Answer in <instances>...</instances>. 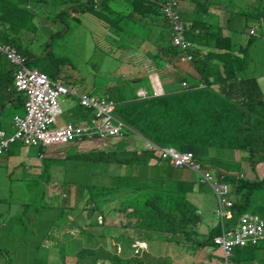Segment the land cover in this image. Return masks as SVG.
Masks as SVG:
<instances>
[{
  "label": "trees",
  "instance_id": "16d2710c",
  "mask_svg": "<svg viewBox=\"0 0 264 264\" xmlns=\"http://www.w3.org/2000/svg\"><path fill=\"white\" fill-rule=\"evenodd\" d=\"M25 1L27 3L26 8H30L28 3L30 0ZM52 1L61 3L64 8L70 6L77 8L78 6L75 4L78 0ZM90 1L88 0V4L82 5L84 9L82 7L81 10H93L87 8L92 5ZM69 3L72 4L65 5ZM143 3L145 2L143 1ZM163 3L164 0H146V5L150 7V11H154L159 15H163L161 13ZM9 6L11 9V3ZM137 9L144 17L147 15L146 10L148 8L146 6L144 13L138 7ZM2 10L4 12H0V16L6 17L8 15L12 21L15 20V22L11 23L10 28L17 29L16 36L20 39L24 32H18V30L21 29V25L25 24L26 14L20 13L23 15H18L14 18L9 14H3L9 12V7H4ZM10 11L12 12V10ZM251 11L249 17L253 18L254 16L261 23L264 20V0H259L257 5H253ZM245 13H248V11L245 10ZM60 15L61 11L57 13L54 20L61 21ZM103 17L107 21L110 19L107 12H104ZM136 20L140 21L141 18ZM229 20L231 23L232 17ZM201 27L204 29H201ZM235 35L238 37V32H231L229 35H225L223 29L215 21L212 22V20L202 23L194 20L193 25L189 27L187 38L192 49L190 51L194 53V58L190 63L193 66H199L198 69L204 75L206 81V86L204 87H192L191 84L190 87L192 88L189 89L182 90L185 88L182 86L179 90L146 98H140L137 93H134L133 99H130L133 94L123 95L119 88L111 92L109 96L123 99L119 102L116 101V114L124 120L122 122L127 127L124 129L123 135L118 137L137 132V134L143 135L144 138L146 137L147 140L154 142L158 146L171 145L181 150V152H192L194 160L200 166V171H212L207 165L212 166L219 163L215 159L205 156L207 154L200 153V149L207 153L209 148L215 147L214 143L226 139L221 143L222 146L225 145L226 141H231L248 150L251 166L255 170L258 162H264V88L258 77L248 72V68L253 59L250 48L256 42L258 36L250 34L247 42L242 44ZM7 36L6 29H0V38L6 39L8 42ZM167 38L168 36L161 31L159 39L162 43L168 42ZM13 40L16 42L15 37H13ZM14 46L19 52L24 53L22 45L15 44ZM163 52L162 66L165 64L164 59H168L171 62L172 59L169 56L173 53V49L170 45H166ZM58 70L59 65L53 66L52 76L56 75ZM154 77L158 80L156 76ZM194 88L196 89L194 90ZM7 92L13 95L19 91L14 86L12 90ZM195 92L197 95H194ZM124 146L126 144L123 141H120L115 146L111 144L112 152L102 150L101 153L100 151L97 152L98 156H94L102 157V161L92 159L88 162L85 158L81 162L86 164L85 170L81 169L78 172L81 181V193H84L85 197L78 209H71L75 216L73 220L66 212L68 209H54L51 205L41 204L45 214H66L72 223L69 233H71V230L77 229L80 234L86 236L87 244L92 243V246L97 245L96 238H105V233H109L123 244L125 253L131 252L132 244L129 242L134 238L138 241L143 239L145 242L154 240L172 241L178 245L193 249L209 248L217 250L214 239L222 234L221 218H216L217 224L215 227L202 223L201 211L203 209L194 201V196L190 195L195 190V184L173 180L175 181V186H173L171 180H167L168 177L163 175V172L166 171L160 168L150 172L148 175H143L141 173L142 170H139L137 165L148 164L155 157L154 154L158 155V151L149 149L126 151L123 148L119 149V147ZM37 148H40L41 152L44 151L42 147ZM93 151V149H89L88 152ZM125 152L129 156L128 160L124 158ZM109 153H114L113 157ZM48 157L52 158V156H47V162L49 163ZM97 161L99 172H88L90 171L89 166L93 165L94 168ZM109 163H114L113 170L109 172L116 171L117 168L121 170L125 166L126 170L124 172L126 173H109L111 175L107 182L103 176L105 171L103 165ZM75 164H80V161ZM62 165L59 164V168L64 171ZM164 165L168 164L163 162ZM195 172L199 175L197 171ZM91 176L93 180H91ZM46 178L54 180V175L39 174L41 184L39 194H44L43 182ZM199 178L201 180L200 175ZM225 180L232 184V196L234 199L232 207L234 217L231 220L232 222H236L239 215L246 211L245 209L254 195H256L258 202L256 205L250 206L257 210L254 212H258L264 217V175L256 179L242 178L240 176L237 178L225 177ZM259 189H262V191H259ZM262 192L263 195H261ZM100 197L103 200L97 203ZM112 197L116 199V204L110 206L109 211L115 216L109 218L106 217L107 211L104 206L108 203V199ZM51 199L53 200V198ZM90 202H95L98 207H101L97 211L98 215L100 214L103 218L101 222L103 231L98 235H95L90 230L83 231L78 219L83 205L88 206ZM100 210L103 211L105 216L102 215ZM117 216L120 217V220H118ZM44 219L46 222L42 221L44 224L40 225L42 233L48 234L54 239H58L56 236L59 234L65 235V232L58 227L53 228L56 224L54 222L56 221L55 218L44 217ZM20 223L21 219L19 218L17 226H22ZM96 223L99 224L98 217H96ZM130 228L133 234L126 232ZM113 230H116V234H113ZM77 241V239L73 238V243L76 245V251H73V255L76 257L77 264H105L106 259L110 260L111 258L117 260L114 264H121V255L105 251L102 246L92 249L84 247L77 250V245L79 244ZM43 245L41 240L39 242L33 241L32 245L29 246V264H44V256L41 259V256L38 255V249ZM23 249H26L24 244L22 246ZM8 253L1 251L0 255H7ZM29 257L24 259L26 260ZM129 260L134 262V264H143L142 261L147 260V258L136 259L134 256ZM233 260H235V264H264V245L237 247L235 248ZM7 261L9 262L8 264H16L10 257H7Z\"/></svg>",
  "mask_w": 264,
  "mask_h": 264
},
{
  "label": "rangeland",
  "instance_id": "374dc122",
  "mask_svg": "<svg viewBox=\"0 0 264 264\" xmlns=\"http://www.w3.org/2000/svg\"><path fill=\"white\" fill-rule=\"evenodd\" d=\"M85 1L86 0H78V2L75 3L78 6L75 9H81L83 7L82 5H85V3H89L88 0L86 2ZM106 1L107 3L104 4V12L108 13L110 21L114 18V16L117 15L118 10L116 8L115 0ZM255 1L259 3V0ZM25 2V0H0V12H4L2 10L4 7H9V12L3 14H9L14 18H16L18 15H23L20 13H25L26 15H28L25 24L21 25V29L18 30V32H24V35H21V38L19 40L21 41V45H23L24 47H28L25 48V54L28 57L31 55H33L34 57V59L31 58L30 60H28V65L32 68L39 67L38 69H44L43 71L46 72L51 78L53 77V74H51V67L57 65H59V76H62L63 78H66L67 72L71 74L75 73L77 77L69 74L68 80L70 86H72L77 93L81 91H90L93 94L106 95L119 88L123 95H132L136 92L138 93V95H141L144 93L145 89H140L139 87H145L151 93L153 92L151 84L156 85L157 82L160 85H162V83L163 85L165 84L166 88H168L167 84H169V87L171 88L167 90H171L180 87V82H182L181 76L188 74L194 69L191 63L175 60V58L170 63H165L162 66V59L164 58L163 53L161 55L162 58H159L156 61L158 63L157 66L159 68L161 67V69H157V66L153 65L152 61H149L148 59L144 61L140 59L130 60L129 58H126L125 52L118 50L119 53H117V51L114 50L115 47L111 45L109 47L106 46L105 40L108 37L107 34L110 33V26H107L104 20L95 18L94 20L100 23L97 26H93L91 23L87 24V21L83 19V22L80 23L79 28L75 16L76 13L69 14L68 8H64L61 3H54L52 0H32L28 2L30 8H26L27 3ZM10 3L11 9L9 6ZM71 4L72 3L65 5ZM109 5L112 8H115L114 16L108 9ZM34 8H37L40 12L44 13H48L51 10L53 12L61 11V20L66 21V23L64 22V24L61 26L59 23L60 20H53V16H48L47 19L45 15L41 16L45 22L50 21L52 24V30L49 31L55 39L52 49L50 48V45L47 44L48 37H46L45 32L41 31L36 34L35 27L38 25V21L36 15L33 13ZM87 8L93 9L94 7L93 5H89ZM10 10H12V12ZM249 10H251V8H249ZM254 18L255 17L253 16V19ZM256 19L257 18H255V20ZM0 20L2 22V26L5 27L7 33L9 34L11 32V30L9 29L11 23L15 22V20L12 21L10 17H8V15L6 17L0 16ZM41 22L43 21L41 20ZM263 27L264 22L263 24L259 25L257 21H250L248 25L245 26V29H243L240 34H238V37L236 35L235 37L237 39H241L242 37V41L245 40L244 43H246L250 34H252L251 28L256 29L254 32L255 35L258 36V38L250 48V53H252L253 59L249 64L248 72H250L251 75H256L264 88ZM61 30L62 33L60 32ZM223 33L225 35H229L231 33L228 26L224 27ZM32 34L33 38L30 39L29 35ZM11 35L17 34H13L11 32L10 36ZM141 37V35L140 37L133 35L132 39L135 42H140L143 40ZM75 39L79 40H76L74 43H72ZM152 52L154 55L158 51L155 50ZM109 53H113L114 55L121 54V57L114 58L111 57ZM46 63H49V67L45 66ZM63 63L65 64V67L62 66ZM6 64L7 69L16 66L12 61L9 60H6ZM157 71V74L160 75L162 83L154 77L156 76L155 74H153L151 77L149 76L150 73H155ZM153 77L154 79H151ZM170 78H172V81L166 82V80ZM9 85L11 87L14 86L12 79L10 80ZM19 95L21 98L25 97L24 93H19ZM59 101L64 113L61 115L60 120L56 121L54 125L55 127L65 124L63 123V121H70L72 123H75L77 117L86 116L89 113V110L77 105V95H70L66 97L65 101L63 100V98H61ZM16 113L24 114V110L19 107L18 103L6 106L0 118V124L5 128H7V126L11 127L13 123V117ZM135 136L138 137V141L144 142L143 137L136 132L133 134L129 133L123 137H111L110 139L94 138L85 139V141L76 140L69 144L50 146L47 151L50 154L48 156H52V158L48 157V168L52 169L54 172H48V174L54 175V181L52 183L47 182V185L53 186V195H51V197L48 195L39 194L35 191L36 189L40 188L41 184L39 182V177L34 178L35 176L32 175V173L34 172H23L19 170L17 171V176H22L20 179V183L12 182L7 179L6 183L0 185V211H2L0 213V253L1 251L9 252L6 256L10 257L11 260L15 261L16 264H29V246L32 245L33 241L39 242L42 240V243L44 245L39 247L38 255L41 257L44 256V263L45 260H47L46 264H76L78 262L76 261V257L73 255V251H76V245L75 243H73L74 238L77 239V242L79 243L77 245V250L83 249L84 247L92 249L102 246L105 251L116 255H121V264H134V262H130L129 260L134 256L136 257V259H142L146 257L147 260L142 261L143 264H219L218 257L220 255V251H218V249H193L178 245L172 241L169 242L154 240L145 242L143 239L138 241L134 238L129 242L132 244V248L130 249L131 252L125 253L123 244L113 238L111 234L105 233V238H96L97 245L92 246V243L87 244L86 236L84 234H80L77 229H73L70 231L71 233H69L70 225L72 223L69 221V218L66 214H45V212L43 211L41 204H46L48 206L51 205L54 209H68L66 212L73 220L75 216L72 213L71 209H78V206L81 204L83 198L85 197L83 195L84 193H81V181L78 176V172H80L81 169L85 170L86 164H83L81 162L85 158V160L88 162H90L92 159H99L102 161V157H94L99 155L97 153L98 151H100V153L102 152V150L112 152L113 150L110 148L111 144L115 146L121 140ZM145 140L147 141L146 137ZM225 140L214 143L215 147L208 149L207 153L209 154L207 155V157L218 159L220 156H222L223 154H227V151H229V154L232 156V158L226 159L228 161H237V157V164L239 166V169L241 168L244 175L248 176V163L250 161L248 150L241 146H238L231 141H226L225 145L222 146L221 143H223ZM134 144L135 146H137V150L140 151L141 149L138 148H141L143 143L136 142ZM92 146H96V148H92ZM23 148L28 153L37 156V147L24 145L22 141H17L15 143H12L8 150L1 152L0 157L6 154H12V152L18 149L22 150ZM121 148L125 149L126 151L131 150L129 146L119 147V149ZM89 149H93L94 151L89 153ZM200 153L207 154L201 149ZM109 154L112 157L114 155V153ZM154 156L155 157H153L148 164L137 165L138 169L142 170L141 173H143V175H148L150 172L155 171L160 167L164 168L165 166L167 172H169V174L171 175V177H168L167 180H171L173 186H175V181L173 180H179L180 176L185 174L184 176L189 179L186 180V182L194 183L195 185L197 184V186L199 187V193L203 194L202 196H200L199 193L196 194L198 201H200L203 205L204 212L201 211L202 223L215 227L217 224V222L215 221L217 216H215L213 208L216 207V197L211 187L208 184H200L199 175L195 171L189 168H173L168 165L163 166V164H159L164 162L160 158V156H156L155 154ZM128 157V154H126L125 152V160H128ZM79 161L80 164L76 165L75 163ZM231 163L233 162H227L226 166L221 167L219 166V164L207 166L216 173H219L220 169L218 168L226 169ZM32 164L30 165L31 171L36 169L34 166H32ZM44 164L45 162H43L40 167L43 168ZM59 164H63L62 167L64 168V171H61V169L59 168ZM103 166L105 167L103 176L105 177V180L107 182L109 181V176L111 175L109 173H126L124 172V170H126L125 166L122 167L121 170L117 168V172L115 170L113 172H109L113 170L112 168L114 166V163H109ZM89 170L90 171L88 172H99L98 161L96 162L94 168L93 165H90ZM256 170L259 176L264 173L261 172L264 171V162H258L256 165ZM91 180H93L92 176ZM259 191H262V189H259ZM261 195H263V192L261 193ZM51 198H53V200ZM101 200H103L102 197L98 198L97 203ZM257 202L258 199L256 198V195H254L251 199L250 204L245 209V213L253 215L254 211L257 210L251 208L250 205L254 206L257 204ZM97 203L90 202L88 206L83 205L80 217H78L79 222L81 223L82 230H90L95 235H98L103 231L101 223L103 218L100 214L98 215L97 211V209H100L101 207H98ZM113 204H116V199L112 197L108 199V203H106L104 206L105 210L107 211L106 217L110 218L115 216L112 215L109 211V207ZM101 212L102 215L105 216L103 211ZM44 217L55 218L56 221L54 222L56 224L53 228L58 227L65 232V235L59 234L58 236H56L58 237V239H54L50 235L42 233L40 231V225L44 224L42 221L46 222ZM96 217H98L99 219V224L96 223ZM19 218L21 219L20 224H22V226H17ZM117 218L118 220H120L119 216H117ZM227 222L229 223L230 221L227 220ZM113 228L116 229L115 226H113ZM126 232L128 234H133L131 228L127 229ZM113 234H116V230H113ZM143 242H145V245ZM23 244L26 245V249H23L24 251H20L19 249ZM20 253L21 255L19 256ZM7 257L0 256V264H8L9 262L7 261ZM27 257L29 258L25 260L24 258ZM106 260L107 261L105 264H114L115 262H117V260L113 258H111L110 260Z\"/></svg>",
  "mask_w": 264,
  "mask_h": 264
},
{
  "label": "crops",
  "instance_id": "0c3cea01",
  "mask_svg": "<svg viewBox=\"0 0 264 264\" xmlns=\"http://www.w3.org/2000/svg\"><path fill=\"white\" fill-rule=\"evenodd\" d=\"M30 1H32V0H30ZM143 1L145 3H143ZM90 2H92V5L94 7L93 10L75 9L74 7L70 6V7H68V13L69 14L70 13H76L75 16H76L77 25L79 28H80V23L83 22V19H85L87 21V24L91 23L93 26H97L100 23V22H96L94 20L95 18H100L101 20H104L105 24L107 26H110V30H109L110 33L107 34L108 37L105 40V44L107 47H109L110 45L115 47L114 50H116L117 53H119L118 50L125 52L126 58H129L130 60L140 59V60L144 61V60L148 59L149 61H152L153 65L157 66L158 63L156 61L159 58H162L161 55H162V53H164L163 52L164 46L170 45L171 48L173 49V53L169 56V58H171L172 60L175 58V60L187 62V61L182 60L183 49L179 46H176L173 43V41L170 42V40L173 39L172 27H170L171 25H169L170 23L168 22V20L163 15H159L158 13H156L154 11H150V7L148 5H146V0H115V4H116V8H117L118 12H117V15L114 16L115 8L114 7L112 8L110 5L108 6L109 11L114 16V18L110 21H107L103 17L104 16V9H105L104 4L107 3L106 0L105 1H103V0H91ZM256 4H258V2L255 0H180L179 14L182 18V19L181 18L180 19L186 23V25H184V28H185L184 33H186L185 39L188 41L187 35L189 32V27L191 25H193L194 20H196V22H198V23L208 22L209 20H212V22L215 21L219 25V27H221L223 30H224V27L228 26L230 32H238V34H240V32L243 29H245V26H247L250 21H257V23H259L258 19L253 20V18L249 17V14L252 12L251 10H249V8H251L253 5H256ZM145 6L148 9L146 10L147 15L144 17L141 13L138 12L139 11L138 9L136 10V8L138 7L139 9H141V12L144 13ZM245 10H247L248 13H245ZM64 11H66V10H64ZM33 12L36 15L37 21H38V25L35 27L36 34H38V32H41V31L45 32L46 37H48L47 38V40H48L47 44H49L50 48L52 49L53 48L52 46H53V43L55 40L53 38V35L49 32L50 30H52V24L50 21L45 22L41 16L45 15L46 19L48 16L49 17L53 16L52 19L54 20V17H56L58 12H53L51 10L48 13H44V12H40L37 8H34ZM61 16H62V12H61ZM157 17H160V18H157ZM231 17H232V22L230 23L229 18H231ZM27 18H28V15H26V20H27ZM137 18H141V20L137 21L136 20ZM41 20L43 22H41ZM64 22L66 23L65 20L59 21L61 26L64 24ZM3 28L5 29V27L0 26V29H3ZM170 28H171V32H170ZM9 29L11 30V32L13 34H16V31H17L16 28H13V29L9 28ZM201 29H204V28L201 27ZM161 31H163L168 36V38H167L168 42L162 43V41L159 39ZM11 32L9 34L7 33L8 34V36H7L8 42L6 41V39L0 38V40H2L3 42H5L11 46H14L15 44L21 45V41L17 38L16 35L10 36ZM60 32L62 33V30ZM133 35L139 36V37L141 35L142 36L141 38L143 40L140 42H135L132 39ZM13 37L16 38V42L13 40ZM29 37H30V39H32L33 34L29 35ZM239 37H241V36H239ZM76 40H79V39H75L72 43H74ZM239 41L242 44H245L244 43L245 40L242 41V37H241V39H239ZM22 47H23L22 50H24V53H22V54L25 57H27V55L25 54V48H28V47L27 46L24 47L23 45H22ZM155 50H157L158 52L153 55L152 51H155ZM189 50H192V49L190 48ZM109 55L111 57H114V58H120L121 57V54L114 55L113 53H109ZM31 58L34 59L33 55L29 56L27 60H30ZM167 58H168V56H167ZM6 60H8V58L6 56L0 57V118L3 114V111H4L6 106L14 105L16 103H18L19 107H21L24 110V114H26V107H25V101L27 98L26 94H25L24 98H21L19 93H22V92H18V93L13 94V95H10L7 92L8 90H12L14 88V86L11 87L9 85V82L11 79H12V81H14L15 76H14V67L13 68L10 67L7 69ZM164 60H165L166 64L170 63V61L168 59H164ZM187 63H189V62H187ZM45 66L49 67V63H46ZM62 66L65 67V64L63 63ZM198 67L199 66H193L194 69L192 71H190L188 74L182 75L181 76L182 82H180V84H181L180 87H177V88H174L171 90H167V89L171 88V87H169V84H167L168 88H166L165 84L163 85V83L160 79V75L157 74L158 73V71H157L155 75L158 78L159 82L162 83V85L159 84L160 91L157 90V86L154 84H151L152 85V91H153L151 93L145 87H139L140 89H146V91H147V93L141 94L140 98H146L148 96H159V95H163L165 93L173 92L174 90H179L180 88H182L183 85H184L183 87H185V88H183L182 90L187 89V88L189 89L192 87H198V86L204 87V86H206V81L204 79V75L200 72ZM28 68L34 70V69H38L39 67L38 68L37 67L32 68L28 65ZM158 69H161V67L160 68L158 67ZM38 70H41V69H38ZM43 70H41V71H43ZM51 70L53 71V67H51ZM69 74H71V73L67 72L66 78H63L62 76H59L60 73H58V71H56V75H54L52 78L55 80H59V79L63 80V82L65 84H67L72 90H74L73 87L70 86V84H69V80H68ZM71 75H73L74 77H77V75L75 73H72ZM152 75H153V73H150L149 76L151 77ZM151 79H154V77ZM171 79L172 78L167 79L166 82L172 81ZM185 82H186V84H184ZM259 82H260V80H259ZM191 84H192V87H190ZM13 85H14V83H13ZM160 86H161V88H160ZM195 89L196 88H194V90ZM194 90H193V92H194ZM81 92H84V91H81ZM81 92H78V94H80ZM87 92L91 93L90 91H87ZM194 95H197V93L195 92ZM94 96L96 98V101H98V102H102V101H109L110 102L111 100H113L114 102L115 101L119 102L120 100H123V99L118 98L116 96H109V94H106V95L94 94ZM101 96H103V98ZM133 96H134V94L131 96L130 99H133L134 98ZM66 97L67 96L62 97L64 101H65ZM12 99H19V100H12ZM77 105L81 106L78 102H77ZM82 107H84V106H82ZM84 108H86V107H84ZM86 109L89 110V113L86 116L77 117L76 122H79L80 125H92L94 123V119L96 118V112H97L96 107L93 106V107H89V109L88 108H86ZM115 111H116V109H115ZM63 113H64V111H63ZM24 114L16 113L13 117V123H12L11 127L7 126V128H5L1 124H0V127L3 128L8 134H13L15 131V120H14L15 116L16 115H24ZM63 123H65L63 125L74 124L70 121H67V122L63 121ZM139 135H141V134H139ZM141 136L143 137L144 142L138 141L137 136L129 137V138L123 139L121 141H123L126 144V146H129L131 148V150L139 151V150H137V146H135V144H134L136 142L143 143L142 147L138 148V149H141V150L147 149L146 144H147L148 140L146 141L144 136L143 135H141ZM85 139H91V138L84 136L81 139H79V141H85ZM92 148H96V146H92ZM208 154L209 153H207V155ZM48 155H50L48 153V151L46 153L41 152L40 148H38L37 156L32 155L31 153H28L27 151L24 150V148L22 150L18 149L16 151L12 152V154L2 155L0 157V172H2V173H0V185H3L4 183H6L7 179H9L12 182L20 183L21 182L20 179L22 176H17V171H19V170L23 171V172H34V173H32V175L35 176L34 178L39 177L38 173H40V174L43 173L44 175L47 176V175H49L48 172H54L52 169L48 168V162H47V156ZM226 158H232V156L229 154V151H227V154H223L222 156H220L218 159H215V160L219 162L218 164L220 167L226 166L227 162H233V163L229 164V167H227L226 169L218 168V169H220L219 173H216L213 170L211 172L218 179L227 183L230 186V195H231V199L234 202V199L232 196V184L227 182L225 180V177L237 178L238 176H240L242 178L256 179L257 177L263 176L264 173H262L259 176L257 174V170L256 169L254 170V168L251 166V163L249 161V163H248L249 175L245 176L243 171L241 170V168L239 169V166L237 164L238 163L237 157H236L237 161H228ZM43 162H45V164H44V167L41 168L40 165ZM31 164H32V166H34L36 168L33 171L30 170ZM159 164H163V163H159ZM170 166H172V165H170ZM172 167L176 168L174 166H172ZM183 168H187V167H183ZM160 169H162L163 171H166V172H163V175H165L166 177H171V175L169 174V172H167V169L165 167L164 168L160 167ZM261 172H264V171H261ZM184 175L185 174L180 176L179 180L186 182V180H189V179H187ZM51 176H53V175H51ZM53 181L54 180H52V179H48V178L45 179V182H43L44 183V190H43L44 194L43 195H48L50 197H51V195H53L52 194L53 186L47 185V182L52 183ZM39 182H40V180H39ZM199 182H200V184L201 183L202 184H208L207 179H204L202 181L200 180ZM211 189H212V191L216 197V204H217L216 207L213 208V212H214L215 216L219 217L216 213V209L218 206L217 196H216L212 187H211ZM35 191L37 193L40 192L39 189H36ZM197 193H199V187L196 184L195 190L190 195L194 196V201L197 202V205L203 209L202 203L200 201H198V199L196 197ZM199 194H200V196L203 195L202 193H199ZM1 212L2 211H0V213ZM254 214L262 215L258 212H254ZM215 221H216V219H215ZM19 250L23 251L22 247ZM0 256L6 257V255H0ZM42 258H43V256L41 257V259ZM46 263H47V260H45L44 264H46ZM234 264H235V260H234Z\"/></svg>",
  "mask_w": 264,
  "mask_h": 264
},
{
  "label": "built area",
  "instance_id": "2783aa9c",
  "mask_svg": "<svg viewBox=\"0 0 264 264\" xmlns=\"http://www.w3.org/2000/svg\"><path fill=\"white\" fill-rule=\"evenodd\" d=\"M179 7V0H164L161 11L172 27L173 43L183 49L182 60L191 61L194 54L189 52L190 43L185 39L184 33L186 23L181 20ZM1 54L16 65L14 85L18 91L25 93L27 98L26 114L16 115L14 118V133L8 134L0 127V153L8 150L10 145L17 141H22L28 146L42 147L46 151L52 145L69 144L84 136L105 139L123 134L127 125L114 116L115 102L113 100L98 102L95 96L89 93L80 95V103L86 107L97 108L94 123L80 125L79 122H75L55 127L56 121L60 120L63 114L59 100L63 96L73 95L74 91L63 80H55L44 71L28 68L27 58L2 40ZM146 147L158 151L162 160L176 168L187 167L197 171L201 181L207 179V183L213 188L218 200L216 213L221 218L222 228V234L214 239L222 256L219 264H233L237 247L264 245L263 215H249L243 212L236 222H232L234 202L231 199L230 186L211 171H200L192 152H181L172 146H158L150 140L147 141Z\"/></svg>",
  "mask_w": 264,
  "mask_h": 264
},
{
  "label": "clouds",
  "instance_id": "9594fccd",
  "mask_svg": "<svg viewBox=\"0 0 264 264\" xmlns=\"http://www.w3.org/2000/svg\"><path fill=\"white\" fill-rule=\"evenodd\" d=\"M0 22H1V20H0ZM263 22H264V20H262V22L260 23H258L259 25L260 24H263ZM1 26H2V22H1ZM256 29L255 28H251V33L252 34H254L255 35V31ZM13 47H15V46H13ZM16 48V47H15ZM17 49V48H16ZM18 50V49H17ZM189 52L190 53H192L190 50H189ZM21 53V52H20ZM192 54H194V53H192ZM1 56H4V55H0V57ZM27 58V57H26ZM193 58H194V55H193ZM9 60V59H8ZM193 60V59H192ZM191 60V61H192ZM10 61V60H9ZM191 61H187V62H191ZM14 69H15V67H14ZM153 74H156V72L155 73H153ZM13 83H14V81H13ZM15 86V85H14ZM161 87V86H160ZM70 88V87H69ZM74 91V90H73ZM20 92V91H19ZM23 93V92H22ZM83 93H89V92H87V91H84V92H81L80 94H78L77 92H75L74 91V94L73 95H77L78 96V103L81 105V106H84V105H82L81 103H80V95L81 94H83ZM145 93H147V91H146V89L144 90V93L143 94H145ZM25 94V93H24ZM89 94H92V95H94L93 93H89ZM70 96V95H69ZM139 96H141V95H139ZM101 97H103V96H101ZM116 105H117V102L115 101V109H116ZM84 107H86V106H84ZM86 108H88L89 109V107H86ZM115 109H114V116L117 118V120H121V121H124L123 119H121L117 114H116V111H115ZM123 133H124V130H123ZM123 135V134H122ZM121 136V135H120ZM112 137H114V136H112ZM118 137V136H117ZM109 139L111 138V137H108ZM160 156V155H159ZM161 157V156H160ZM164 161V160H163ZM165 163H167L168 165H170L168 162H166V161H164ZM144 243V245H145V242H143ZM217 249H218V247H217ZM217 257H218V255H217ZM219 259V263H220V261H221V259H222V256L221 255H219V257H218ZM77 264V263H76ZM233 264H234V262H233Z\"/></svg>",
  "mask_w": 264,
  "mask_h": 264
},
{
  "label": "bare ground",
  "instance_id": "6f19581e",
  "mask_svg": "<svg viewBox=\"0 0 264 264\" xmlns=\"http://www.w3.org/2000/svg\"><path fill=\"white\" fill-rule=\"evenodd\" d=\"M156 85H157V90L160 91L158 82L156 83Z\"/></svg>",
  "mask_w": 264,
  "mask_h": 264
}]
</instances>
